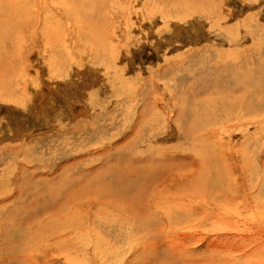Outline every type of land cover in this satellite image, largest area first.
<instances>
[{"label": "rangeland", "instance_id": "374dc122", "mask_svg": "<svg viewBox=\"0 0 264 264\" xmlns=\"http://www.w3.org/2000/svg\"><path fill=\"white\" fill-rule=\"evenodd\" d=\"M0 9L24 11L0 51V264H264L220 219L231 199L264 215V112L231 103L264 62V0Z\"/></svg>", "mask_w": 264, "mask_h": 264}, {"label": "bare ground", "instance_id": "6f19581e", "mask_svg": "<svg viewBox=\"0 0 264 264\" xmlns=\"http://www.w3.org/2000/svg\"><path fill=\"white\" fill-rule=\"evenodd\" d=\"M90 2V1H89ZM97 2V1H96ZM93 3V2H92ZM83 4V3H82ZM91 4V3H90ZM3 5V4H2ZM101 5V4H100ZM5 6V5H4ZM97 8V7H96ZM22 9V8H20ZM100 10V9H99ZM72 11V10H71ZM90 11V8H89ZM94 11V10H93ZM18 10H4V9H0V51L2 49L3 43L5 42V36L11 33H13L14 28L11 26L10 22H16L15 19L20 16V15H24V11L20 10V12L18 13ZM97 12V11H96ZM99 12V11H98ZM98 15V14H97ZM83 17L85 18V16L83 15ZM95 17V16H94ZM19 18V17H18ZM91 18V17H90ZM97 19V18H96ZM90 21V20H89ZM87 25V24H86ZM96 28V26H95ZM12 29V30H11ZM97 30V29H95ZM12 31V32H11ZM10 34V35H11ZM16 35V34H15ZM7 36V37H8ZM9 38H11L9 36ZM7 41V40H6ZM12 41V40H11ZM5 45V44H4ZM3 51V50H2ZM7 51V50H6ZM9 51V50H8ZM264 56V55H262ZM264 59V58H262ZM258 60V59H257ZM260 60V59H259ZM251 69V68H250ZM255 69L257 70V74L254 75L252 72L250 71H246L244 72L242 75L239 76L238 80L241 81L243 84H245L246 87L251 88V91H246L244 90L241 94L238 93V97H234L233 101L231 102L232 104H235L238 106V108L240 110L243 109H247V110H252V111H261L262 113L264 112V62L262 63L261 61L258 62L257 66H255ZM7 76V75H6ZM236 84V82H235ZM236 90V86H234L231 89H227L226 92H230L231 94ZM242 91V90H241ZM221 98H224V96H222ZM235 99V100H234ZM213 104V103H212ZM229 104V103H228ZM227 104V102H225V104H222V107L220 108L221 112L224 113H229L232 109V107H230ZM204 115V112H202V109L198 111V114L196 115L195 118L197 119H201L202 114ZM213 113V112H212ZM211 115V113H208ZM206 114V115H208ZM215 116V114H213ZM249 115V114H248ZM188 116V115H187ZM205 116V115H204ZM203 116V117H204ZM209 117V116H208ZM236 118V117H235ZM204 120V119H203ZM196 122H198V120H194ZM190 122V121H189ZM199 124L196 123L195 126ZM238 129V128H237ZM138 174V173H137ZM141 175V174H140ZM137 176V175H136ZM145 177V176H144ZM143 177V178H144ZM133 178V177H132ZM134 179V178H133ZM142 180V179H141ZM145 180V179H143ZM130 179L123 177L122 175L119 176L118 181L116 182L117 184V188L115 186L112 185L113 189L116 190L115 193L119 194L121 196H131L132 195V189H134V186L136 185V183H129ZM134 182H137L136 179L132 180ZM195 181V179L193 180ZM141 182V181H140ZM139 182V183H140ZM107 183V182H106ZM138 184V183H137ZM142 184V183H141ZM218 185V183H216ZM235 185V184H234ZM140 186V185H138ZM227 186H223L221 188V190L223 189H230L231 186L228 185ZM209 187H213V186H209ZM137 189V187H136ZM234 190V189H233ZM136 191V190H135ZM190 191V190H189ZM181 193V192H180ZM237 193V192H236ZM234 194V193H233ZM117 195V196H119ZM226 195V194H225ZM132 198V197H131ZM160 198V197H159ZM171 198V197H170ZM179 198V197H178ZM211 198V197H210ZM180 199V198H179ZM178 199V200H179ZM177 200V201H178ZM236 200H239L238 202H235ZM242 200L244 199H231L230 203L226 204V209L223 207L225 206L224 203L223 205L220 207H222L223 211L225 209V214L227 215V218H223L220 216V219H224L227 222H229L230 227L233 225L236 228L235 232H239V237H237V239H235L233 236H231V234H233V232L229 233L228 230H225L224 232H222L221 234H223L226 238L230 239L233 242H228L227 240L226 243L227 244H232L234 243L235 245L228 248V252L232 251L235 247L239 250H241V252H247L246 250H250L247 253V256L250 255V253L252 254V252L254 253H258L259 252H263L264 251V215L260 214L257 211H255L254 208L253 210L250 211V208L244 204H242ZM210 201V200H209ZM160 202V201H159ZM244 202V201H243ZM217 204V203H216ZM173 206V205H172ZM174 206L175 202H174ZM217 207V206H216ZM241 208V209H240ZM168 209V208H167ZM177 209V208H176ZM220 209V208H219ZM249 210V214L245 215L242 220H244L242 222V220L240 219V215H242L245 210ZM240 210V211H239ZM221 212V211H220ZM169 213V212H168ZM172 212L169 213V215L172 217L173 215L171 214ZM222 213V212H221ZM223 214V213H222ZM236 214L237 218L235 220L234 223V215ZM75 215V214H74ZM79 215V213H78ZM66 216V214H65ZM64 216V217H65ZM74 217V216H73ZM215 217V214H214ZM67 219H70V216L68 215V217H66ZM216 218V217H215ZM246 218V219H245ZM66 219V220H67ZM218 219V217H217ZM63 220V219H62ZM65 220V221H66ZM64 221V222H65ZM62 222V221H61ZM69 222V221H68ZM225 222V221H224ZM222 223V221H221ZM69 224V223H68ZM67 224V225H68ZM228 224V223H227ZM218 228V227H217ZM215 231V230H214ZM221 231V230H220ZM219 231V232H220ZM237 236V234H236ZM218 239V238H217ZM7 242V241H6ZM239 253V252H238ZM245 254V253H243ZM257 255V254H256ZM233 257V256H232Z\"/></svg>", "mask_w": 264, "mask_h": 264}]
</instances>
